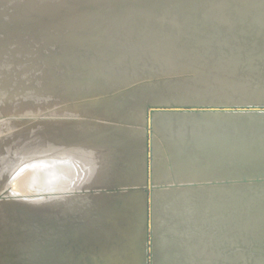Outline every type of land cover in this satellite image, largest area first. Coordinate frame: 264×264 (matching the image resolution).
Here are the masks:
<instances>
[{"label":"bare ground","instance_id":"6f19581e","mask_svg":"<svg viewBox=\"0 0 264 264\" xmlns=\"http://www.w3.org/2000/svg\"><path fill=\"white\" fill-rule=\"evenodd\" d=\"M80 258L264 264V0H0V264Z\"/></svg>","mask_w":264,"mask_h":264},{"label":"water","instance_id":"95a60500","mask_svg":"<svg viewBox=\"0 0 264 264\" xmlns=\"http://www.w3.org/2000/svg\"><path fill=\"white\" fill-rule=\"evenodd\" d=\"M147 106V105H146ZM263 115V114H262ZM56 121V120H55ZM116 201L117 200H115L113 203L114 204H116ZM111 209H113V210H115V207H110ZM133 211V210H132ZM70 243H72V248H74L75 249V247H78V242H76V241H74V240H69L68 242H65L64 243V246L66 247H68L69 246V244ZM75 243V244H74ZM77 245V246H76ZM252 246H254V244H252ZM242 249L243 247L242 246H238V247H234L233 249ZM82 249H77V251H81ZM86 252H87V254H88V256H90V257H92L93 259H95L97 262H99V263H102L103 261H102V259H99V257H98V253L96 254V253H94L93 251H91V250H89L88 248L86 249ZM79 253V252H78ZM92 255V256H91ZM174 262H177V258H175L174 260H173V262H172V264L174 263ZM78 264H84V261H83V259L82 258H80L79 259V261H78Z\"/></svg>","mask_w":264,"mask_h":264},{"label":"rangeland","instance_id":"374dc122","mask_svg":"<svg viewBox=\"0 0 264 264\" xmlns=\"http://www.w3.org/2000/svg\"><path fill=\"white\" fill-rule=\"evenodd\" d=\"M136 186V184H134Z\"/></svg>","mask_w":264,"mask_h":264}]
</instances>
